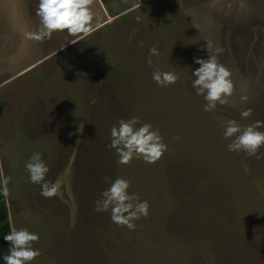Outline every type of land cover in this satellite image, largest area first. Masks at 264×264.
<instances>
[{
  "label": "rangeland",
  "instance_id": "1",
  "mask_svg": "<svg viewBox=\"0 0 264 264\" xmlns=\"http://www.w3.org/2000/svg\"><path fill=\"white\" fill-rule=\"evenodd\" d=\"M37 6L0 0V56L17 57L22 66L41 59L24 75L26 86L9 85L10 106L0 96V169L11 178L8 187L14 179L22 184L38 151L48 178L63 183L56 202L43 197L53 214L47 224L28 208L26 222L40 233L42 248L47 232L57 234L53 258L41 264H264V158L229 152L222 139L228 120L264 121V0H94L98 30L75 44L66 32L43 43L26 38L35 31ZM207 41L214 56L223 48L217 58L235 85L211 112L191 86L194 59L208 58ZM152 46L160 52L153 66L177 73L176 84L152 80ZM246 108L253 112L245 120ZM131 117L150 122L168 145L155 164H119L106 146L111 127ZM104 176L130 180L128 191L149 202V217L135 221L134 231L93 210L108 187Z\"/></svg>",
  "mask_w": 264,
  "mask_h": 264
},
{
  "label": "clouds",
  "instance_id": "2",
  "mask_svg": "<svg viewBox=\"0 0 264 264\" xmlns=\"http://www.w3.org/2000/svg\"><path fill=\"white\" fill-rule=\"evenodd\" d=\"M94 0H38L36 16L39 18L37 30L26 33V38L38 43L52 38L54 33L66 32L69 36L76 37L70 42L86 40L94 34L99 27V16L92 10ZM137 22L140 17L137 16ZM137 29H133L135 33ZM132 37H129L131 42ZM143 47L144 42L138 41ZM206 48L208 58H195L194 63L199 67L192 71L194 79L191 86L196 95L202 96L206 102L203 110L214 111L217 105H225L234 94L235 85L231 79V72L217 58L224 50L216 47L217 55L212 54L213 44L207 41ZM159 57L160 52L156 46L148 51L147 66L152 68V80L160 87L174 85L180 79L177 73L161 71L153 66L151 57ZM241 102L247 103L248 97L242 95ZM253 109L246 108L241 111L242 119L251 117ZM139 125V126H137ZM264 121L256 120L246 126H241L236 120H228L222 133V139L229 140L226 149L237 154L243 152L247 157H255L257 160L264 158L260 149L264 147ZM110 143L106 145L115 149L119 157L118 163L130 165L133 159H142L146 164H155L163 154L168 151V145L164 142L158 129H154L150 122L141 123L138 117L119 119L110 129ZM245 171H248L246 161H242ZM29 182L40 185V195L46 199L55 197L61 190L62 181L52 182L46 179L50 171L48 164L42 158V153L34 152L25 164ZM10 177L3 174L0 169V194L6 199L10 196L8 184ZM108 187L100 192L94 201V211L108 212L110 220L117 227H126L129 231L136 229L135 221L150 215V204L147 200H140L136 193H130V180L123 177L111 179L102 177ZM4 240L10 244L8 254L3 256L4 264H31L41 255L39 249H34L33 244L39 241V234L30 232L27 228L12 227L4 236Z\"/></svg>",
  "mask_w": 264,
  "mask_h": 264
},
{
  "label": "crops",
  "instance_id": "3",
  "mask_svg": "<svg viewBox=\"0 0 264 264\" xmlns=\"http://www.w3.org/2000/svg\"><path fill=\"white\" fill-rule=\"evenodd\" d=\"M28 8H30L28 6ZM37 7H34V12H36ZM32 9L30 8V12L26 13V19L31 16ZM31 13V14H30ZM29 14V16H27ZM36 16L32 23H34L35 30H37V19ZM27 21V20H26ZM24 35V34H23ZM6 40V38H4ZM32 49L30 48L29 54H31ZM6 53V52H5ZM28 54V55H29ZM41 59L35 58L30 60V62L26 63L25 66H22L20 61L21 59L14 58V56H7L1 55L0 56V96L3 98V104L5 107L7 106L8 102L5 100H9L6 98L8 97L10 89L8 88L11 83L15 81H19L22 83H25L27 79H24V75H26L28 72H30L32 69H34ZM8 70H13L12 72ZM5 71H8L4 73ZM6 87V89H5ZM16 87V86H14ZM10 106V104H8ZM10 108V107H9ZM3 124H0V127L2 128ZM0 132H3L1 129ZM2 156L3 154L0 151V165H2ZM47 180L55 182V180L48 178V175L46 177ZM16 179L13 180V183L8 187L10 190V196L6 199L2 194H0V228L3 226L8 225V229L12 227L19 228H27L30 232H35L39 234V241L37 243L33 244L34 249H39L41 252V255L38 256L35 260L31 262V264H41L42 261L45 263H49V261L53 258V251L57 249V234L53 235V232L51 231L48 236L47 232V243L42 248L43 243L40 241V233L37 231L36 227L28 224L26 221L29 219L30 214L32 213L34 216H37L38 218L42 217L43 220L48 222L47 216H53L51 210V203L44 206V200L43 197L39 194L40 191L38 190L40 187L39 185L33 184L29 182V176L26 178H23L22 184H20V181L16 182ZM16 186L17 188H14ZM59 198V192L54 197L51 198L55 202ZM13 199H17V201L21 203L13 204ZM45 200H50L46 199ZM28 208L31 211L30 214L28 213ZM24 221L29 226H25L23 223ZM33 222L35 223V219L33 218ZM52 226V224H51ZM47 227V226H46ZM49 230H52L49 229ZM48 230V231H49ZM6 229L2 232H0V264H4L3 256L8 254V249L10 247V244L4 240V236L9 232ZM55 246V248H53ZM43 258H47L42 260ZM57 260V256L55 257ZM59 264V263H58ZM68 264V263H67Z\"/></svg>",
  "mask_w": 264,
  "mask_h": 264
},
{
  "label": "trees",
  "instance_id": "4",
  "mask_svg": "<svg viewBox=\"0 0 264 264\" xmlns=\"http://www.w3.org/2000/svg\"><path fill=\"white\" fill-rule=\"evenodd\" d=\"M5 229H6L7 231H9V229H8V225L1 227V228H0V232L4 231Z\"/></svg>",
  "mask_w": 264,
  "mask_h": 264
}]
</instances>
